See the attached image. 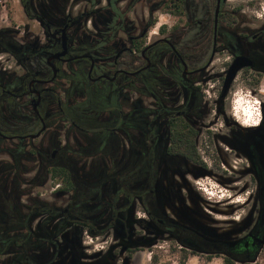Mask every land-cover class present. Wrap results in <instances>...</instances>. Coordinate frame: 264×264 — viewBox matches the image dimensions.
I'll list each match as a JSON object with an SVG mask.
<instances>
[{
	"label": "flooded vegetation",
	"instance_id": "af4514ba",
	"mask_svg": "<svg viewBox=\"0 0 264 264\" xmlns=\"http://www.w3.org/2000/svg\"><path fill=\"white\" fill-rule=\"evenodd\" d=\"M19 1L24 17L40 31L34 34L29 24L22 31L0 30V52L15 64L0 68L2 204L15 199L21 210L46 207L31 216L34 233L44 227L43 212L55 208L45 228L51 231L64 220L69 241L81 229L80 261L84 233L112 230L129 253L137 226L147 235L168 237L180 249L217 254L227 264H253L264 235V122L242 129L221 105L239 73L264 74V21L254 23L243 14V5L230 8L228 0ZM138 8L147 11V20L130 17ZM161 9L169 18L149 36L150 16ZM238 56L252 65L239 69L218 102L226 72ZM217 59L221 68L213 66ZM214 83L216 112L229 129L217 137L230 146L229 153L243 156L242 171L250 173L256 187L250 199L255 217L238 233L216 230L221 225L184 189L190 176L204 172L223 183L232 179L219 163L208 164L199 155L203 164H197L182 153L184 126L196 131V143L199 129L214 124L204 123ZM174 127L180 137L176 147ZM55 167L64 169L63 178L52 176ZM30 171L36 173L33 179L25 177ZM50 178L57 181L55 196L61 203L26 196L31 182L43 185ZM70 183L74 189H66ZM101 199L111 206L96 212L100 219L92 227L95 216L82 207L85 202L103 206ZM136 208L144 216H135ZM1 252L0 264H29L35 255ZM61 256L71 264L69 249Z\"/></svg>",
	"mask_w": 264,
	"mask_h": 264
},
{
	"label": "rangeland",
	"instance_id": "374dc122",
	"mask_svg": "<svg viewBox=\"0 0 264 264\" xmlns=\"http://www.w3.org/2000/svg\"><path fill=\"white\" fill-rule=\"evenodd\" d=\"M125 2L126 0H123V4ZM239 4L243 5L245 10L243 14H246L254 23H258L257 20L264 21V11L262 10L264 9V0L253 4H247L243 0H228L230 8ZM136 9L131 12L130 17L138 15L148 19L147 11ZM167 13H169L168 10L161 9L150 16L153 24L149 36H154L153 31H157L160 24L169 18ZM24 24H29L34 34H39L40 29L37 23L24 17L19 0H0V30L19 29L22 31ZM19 35L21 36V34ZM220 61L219 59L215 60L213 66L221 68ZM9 66H15L14 59L8 53L0 52V68ZM250 74V76L241 73L237 75L227 99L221 105V109L225 112L224 115L231 121H237L238 123H234L245 130H251L260 124L262 105L264 104V74L256 76L253 75V71H250ZM215 86L217 87V83H214L213 89H210L211 97H207L211 110L204 120L205 124L209 122H214V124L211 129L207 130L202 127L199 129L200 135L196 141L197 152L206 159L208 164L219 163L226 176H231L232 179L223 183L211 174L199 178L190 176L188 186L185 185L184 189L188 193H194L200 199L198 201L201 210L214 217L215 225H221L215 227L216 230L238 233L245 229V225L248 223L246 220H253L251 217H255L250 199L255 195L256 187L254 182L250 183V173L242 171V167L246 164L243 162V156L238 152L229 153L230 146L219 136V138L217 137L219 133H228L229 129L224 126L222 115H218L216 112L214 99L218 88ZM4 156L9 160L8 155ZM34 174H36L35 171H30L25 177L33 179ZM28 188L26 196H37L51 202L61 203L62 199H57L55 196L58 189L57 181L52 178L46 180L43 185H39L35 180L28 185ZM135 216L142 217L144 213L136 208ZM237 226L240 227L235 229L236 231L229 230V228ZM135 230L137 235L134 239L140 243L135 247L127 245L134 248L130 256L128 252L120 253L123 245L119 243L120 241L112 230L96 237L84 233L81 244L83 254L80 262L82 264H224L222 257L217 254L206 256L180 249L179 244L169 241L168 237L147 235L137 226ZM142 242H151L152 245L147 246ZM153 255H156L155 260ZM253 264H264V244Z\"/></svg>",
	"mask_w": 264,
	"mask_h": 264
},
{
	"label": "trees",
	"instance_id": "16d2710c",
	"mask_svg": "<svg viewBox=\"0 0 264 264\" xmlns=\"http://www.w3.org/2000/svg\"><path fill=\"white\" fill-rule=\"evenodd\" d=\"M176 128L173 129L172 140L173 146H177V139L180 138L177 136ZM184 131V135L181 137L182 139V147L185 150L182 152L183 156H187L197 164H203L200 159V156L197 152V146L195 143V136L196 131L192 130L188 125L182 128ZM11 167V166H10ZM153 172V171H151ZM150 172V173H151ZM52 176L57 177L61 176L62 178L65 176L64 169L55 167L52 169ZM143 174V171L140 172ZM135 175H140L137 171ZM66 189H74V184L70 183ZM111 190V189H110ZM158 190V186L154 187V197L155 193ZM100 198V197H99ZM98 199V198H97ZM103 201V206L101 204H96L95 206L92 203L85 202V206L82 207V211L86 214H92L95 216L92 218L91 225L95 227V221L100 219L97 213L101 208L103 209L104 213L110 209L111 202ZM0 251L1 254H10L15 256L25 255L26 252L33 251L35 255H32L28 261L29 264H64L66 263V258L62 257L61 255L69 249L71 255V263L73 264H81L79 255L80 249V237H81V229H76L74 232L73 239L70 241L67 239L68 232L65 230L66 226L64 224V220H60V222L56 223V227L49 231L45 228V224L52 219L57 214V210L55 208H49V211H45V215H47L42 224L44 227L39 231V233H34L30 228V219L31 216L35 213H39L40 211L47 210L46 207H35L28 208L26 211L25 209L21 210L18 203L14 199L13 202L10 200H6L5 204L0 201ZM81 208V206H80ZM107 208V209H105ZM77 213L84 218V214ZM103 213V214H104ZM103 216V215H102ZM84 221V220H83ZM77 224V222H74ZM87 225V224H86ZM84 225V227H86ZM104 232H89L88 234L92 237H96L102 235ZM63 242V244L60 243ZM54 246V250L51 248ZM134 248L129 251V256L132 254ZM128 256V257H129ZM37 258V260H35ZM156 255H153V259L155 260ZM224 264H227L224 262Z\"/></svg>",
	"mask_w": 264,
	"mask_h": 264
},
{
	"label": "water",
	"instance_id": "95a60500",
	"mask_svg": "<svg viewBox=\"0 0 264 264\" xmlns=\"http://www.w3.org/2000/svg\"><path fill=\"white\" fill-rule=\"evenodd\" d=\"M252 65V61L250 59H248L245 56H238L234 59V61L231 63V65L229 66V69L226 72V76L224 78L223 81V85L221 88V92H220V96H219V101L218 102H222L223 98L226 96V94L228 93L229 87L232 83V80L234 79L235 75L237 74V72L239 71V69H241L242 67H247ZM219 107V104H218ZM263 109H262V119L260 121V124L258 126H255V128H258L259 126H261L264 122V104L262 105ZM205 175H209L206 174V172L200 174V175H196L195 178L199 177V176H205ZM232 233V232H230ZM140 242H138V240H135L134 243L130 244V247H135L138 246ZM143 244L149 246L152 245L151 242H142ZM260 244L263 245L264 244V235L263 237L260 239ZM126 250V247H122L120 249V253H124V251ZM66 264V263H64ZM73 264V263H71ZM82 264V263H81Z\"/></svg>",
	"mask_w": 264,
	"mask_h": 264
}]
</instances>
